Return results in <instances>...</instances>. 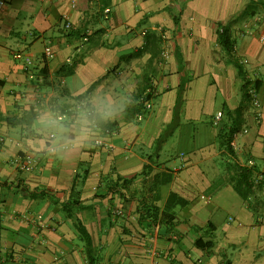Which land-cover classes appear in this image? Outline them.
Wrapping results in <instances>:
<instances>
[{"label":"crops","instance_id":"crops-1","mask_svg":"<svg viewBox=\"0 0 264 264\" xmlns=\"http://www.w3.org/2000/svg\"><path fill=\"white\" fill-rule=\"evenodd\" d=\"M249 84L257 107L245 98ZM98 88L133 102L102 126L100 142L49 152L38 117L68 121ZM142 98L146 108L136 105ZM238 108L240 127L227 140ZM238 166L261 187L244 192ZM131 176L124 196L108 191ZM18 181L48 193L4 185ZM145 194L159 211L141 220ZM78 221L92 264H264V0L0 7V264H88ZM199 237L211 244L197 247Z\"/></svg>","mask_w":264,"mask_h":264},{"label":"clouds","instance_id":"clouds-1","mask_svg":"<svg viewBox=\"0 0 264 264\" xmlns=\"http://www.w3.org/2000/svg\"><path fill=\"white\" fill-rule=\"evenodd\" d=\"M132 102L126 91L113 94L98 88L82 99L70 120L61 121L54 112L43 113L37 119V127L46 138L49 152L75 154L86 145L100 142L102 126L120 117Z\"/></svg>","mask_w":264,"mask_h":264},{"label":"trees","instance_id":"trees-1","mask_svg":"<svg viewBox=\"0 0 264 264\" xmlns=\"http://www.w3.org/2000/svg\"><path fill=\"white\" fill-rule=\"evenodd\" d=\"M219 39H220V42L225 46V48H227L229 50L231 47V43L229 41V38H228L226 32H223V30H222V32L219 33ZM256 85H258V84H256ZM245 98L249 99V95L247 92H245ZM147 99L142 98V100L140 102H138L136 105L137 106L140 105V107L146 108V103L148 102ZM240 109L241 108H238L236 110V116H235L234 121H233L234 127L229 131V135L227 137V140H229L231 138L232 134L235 131H238V129L240 127V122H239V115H240V111H241ZM169 126L170 127L167 129V131H165V133H161L159 135L158 140L155 144L156 150L160 146V143L163 142L169 134H171L173 126H172V124ZM147 167H148L147 165L144 166L143 172ZM238 169H239L240 178H241L240 184L243 185L244 192L253 193L255 188L261 187V185L263 183L261 179H259L257 181L255 186L253 184L254 170L252 168L247 167V166H238ZM134 178H135V176H131L128 178H119L116 182H114L112 185H110L108 187V191L109 192L110 191H117L122 196H124L126 192H122V189L125 188L128 190V185H132L135 183ZM145 183H146V181L143 180L142 184H145ZM4 185H12V186H14L16 191L21 192L24 195L26 194L27 196L32 197V198H39V197L44 196L46 193H48V191L45 189H37V188L30 189L29 187H27L25 184H23L20 181L9 182V183H6ZM155 185H156V181L152 180L151 183H149V187H148L149 191H152L154 189ZM129 192H131V191L129 190ZM129 192H127V193L130 194ZM150 193H152V192H150ZM131 195H133V193H131ZM148 196H149V194H148ZM148 196L146 194L143 195L141 197V201H140L139 205L137 206V212L139 214V219H141V220L144 217L149 216V215L156 216L158 214V211H159V208L157 205H155L153 203H149ZM74 203H75V200L67 201L66 204L64 205V208L67 210V213L69 216L72 215L70 207L73 206ZM77 231H78L79 237L83 240L84 245H85V255L87 258V262H88V264H92L93 255H92V250H91L90 235H89L88 231L86 230L85 226L80 221H78V223H77ZM210 244H211L210 242L204 243L200 237L197 238V240L195 241V245L199 248H206Z\"/></svg>","mask_w":264,"mask_h":264},{"label":"built area","instance_id":"built-area-1","mask_svg":"<svg viewBox=\"0 0 264 264\" xmlns=\"http://www.w3.org/2000/svg\"><path fill=\"white\" fill-rule=\"evenodd\" d=\"M8 2V0H0V7L4 6L6 3ZM64 26L66 28L71 27V23L68 19V17L64 16ZM219 32H222V28L219 29ZM247 93L249 95V98L251 99V103L254 107L258 106V98H257V90H256V86L255 84H249L247 86ZM146 105H148V102L146 103ZM256 182L253 181V184H256Z\"/></svg>","mask_w":264,"mask_h":264},{"label":"rangeland","instance_id":"rangeland-1","mask_svg":"<svg viewBox=\"0 0 264 264\" xmlns=\"http://www.w3.org/2000/svg\"><path fill=\"white\" fill-rule=\"evenodd\" d=\"M147 107V106H146ZM139 108H142V107H140V105H139Z\"/></svg>","mask_w":264,"mask_h":264}]
</instances>
